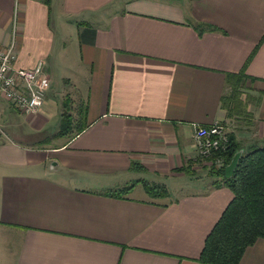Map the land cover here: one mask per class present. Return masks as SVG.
<instances>
[{
    "label": "crops",
    "instance_id": "obj_1",
    "mask_svg": "<svg viewBox=\"0 0 264 264\" xmlns=\"http://www.w3.org/2000/svg\"><path fill=\"white\" fill-rule=\"evenodd\" d=\"M10 41L49 87L35 115L0 95V264H200L232 196L193 126L264 147V0H0ZM65 90L83 129L54 137ZM238 264H264V238Z\"/></svg>",
    "mask_w": 264,
    "mask_h": 264
},
{
    "label": "trees",
    "instance_id": "obj_2",
    "mask_svg": "<svg viewBox=\"0 0 264 264\" xmlns=\"http://www.w3.org/2000/svg\"><path fill=\"white\" fill-rule=\"evenodd\" d=\"M242 77V74L231 75L227 79L231 89L229 97L226 98L228 103H235L233 99L236 97L234 82L237 83ZM82 129V126L74 128L69 113L63 112L58 132L54 137L76 135ZM238 150L240 148L228 135L226 149L218 152L213 158H209L212 164L216 157L222 160L220 168L212 167L208 171L209 176L219 179L212 185L225 187L231 193L232 198L203 242L196 259L200 264H238L244 249L252 245L255 240L264 238V147H251L242 151L233 172L226 178L224 168ZM129 170L139 172L142 168L137 164H132ZM141 186L151 198H164L167 194L161 185L141 182ZM129 188L130 186L107 193L111 196H118Z\"/></svg>",
    "mask_w": 264,
    "mask_h": 264
},
{
    "label": "built area",
    "instance_id": "obj_3",
    "mask_svg": "<svg viewBox=\"0 0 264 264\" xmlns=\"http://www.w3.org/2000/svg\"><path fill=\"white\" fill-rule=\"evenodd\" d=\"M15 47L13 41L0 44V95L20 114L35 115L42 106L49 87L48 77L38 61L31 69L14 67ZM192 141L199 159H209L223 152L228 143V134L220 123L208 126H193ZM215 168L222 166L219 157L214 158Z\"/></svg>",
    "mask_w": 264,
    "mask_h": 264
},
{
    "label": "rangeland",
    "instance_id": "obj_4",
    "mask_svg": "<svg viewBox=\"0 0 264 264\" xmlns=\"http://www.w3.org/2000/svg\"><path fill=\"white\" fill-rule=\"evenodd\" d=\"M71 57H72V50L70 49V44L68 43V49L66 50V54H65L64 59H63L64 63L59 64L60 67L57 66L58 69H61V67L64 66L65 64L70 65L71 64ZM66 60H68L67 63H66ZM65 92H67V95H64V96L62 95V98H65V97L68 98V96L72 95L71 91L65 90ZM75 100H76V98H75ZM75 100L70 101L69 98L66 99L65 109H63V112L69 113L71 120H72V126H75V124L77 123V121H76L77 120L76 107L78 106V101L75 102ZM211 162H212V160H211ZM212 166L215 169L214 165H212ZM216 169H218V168H216Z\"/></svg>",
    "mask_w": 264,
    "mask_h": 264
},
{
    "label": "water",
    "instance_id": "obj_5",
    "mask_svg": "<svg viewBox=\"0 0 264 264\" xmlns=\"http://www.w3.org/2000/svg\"><path fill=\"white\" fill-rule=\"evenodd\" d=\"M241 150H238L234 155L233 157L231 158L230 162L228 163V165L224 168V177L228 178L231 173L233 172V169L237 163V160L238 158L240 157L241 155Z\"/></svg>",
    "mask_w": 264,
    "mask_h": 264
}]
</instances>
